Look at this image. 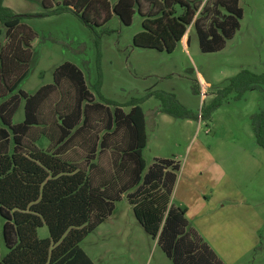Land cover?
<instances>
[{
    "label": "trees",
    "instance_id": "obj_1",
    "mask_svg": "<svg viewBox=\"0 0 264 264\" xmlns=\"http://www.w3.org/2000/svg\"><path fill=\"white\" fill-rule=\"evenodd\" d=\"M52 2L42 0L44 10L37 15L68 12L91 29L113 14L130 25L137 12L142 29L133 35L132 46L169 53L189 27L201 52L219 51L239 29L243 15L239 0H62L56 7ZM26 16L0 0V215L7 248L0 264H94L80 242L112 214L123 196L173 264H224L188 228L186 209L171 202L179 161L154 158L146 166L141 99L119 104L105 98L99 75L93 85L96 100L83 72L68 61L54 69L51 83L34 93L20 88L35 36L23 22ZM263 86L264 72L242 68L212 92L200 116L210 118L231 94L239 99ZM152 93L160 100L159 112L193 117L173 94ZM22 100L23 120L13 123ZM124 105L130 109L124 111ZM250 123L256 143L264 149V107L251 114ZM41 137L48 141L44 149L37 146ZM43 224L49 237L41 239L37 229Z\"/></svg>",
    "mask_w": 264,
    "mask_h": 264
},
{
    "label": "rangeland",
    "instance_id": "obj_2",
    "mask_svg": "<svg viewBox=\"0 0 264 264\" xmlns=\"http://www.w3.org/2000/svg\"><path fill=\"white\" fill-rule=\"evenodd\" d=\"M41 2L3 0L14 12L28 15L23 22L35 35L20 88L34 93L51 83L54 69L68 61L83 72L96 100L93 85L99 75L105 98L119 104L141 99L147 135L142 156L146 166L156 157L179 161L171 202L186 209L188 228L224 264H264V149L256 143L250 123L251 114L264 107V86L239 99L231 94L210 118L200 116L212 92L239 70L264 72V0H239L243 11L239 29L222 49L210 53L200 51L194 30L186 49L179 43L170 53L132 46L133 35L142 29L137 12L130 25L113 14L104 25L91 29L68 12L37 15L44 10ZM61 2L53 0V7ZM152 91L173 94L193 117L159 112L160 100L149 94ZM23 104L22 100L13 123L23 120ZM122 108L128 111L130 106ZM47 144L44 137L37 142L42 149ZM3 223L0 215V258L7 252ZM37 236L49 237L45 224L38 227ZM80 247L94 264H173L136 220L125 196Z\"/></svg>",
    "mask_w": 264,
    "mask_h": 264
},
{
    "label": "crops",
    "instance_id": "obj_3",
    "mask_svg": "<svg viewBox=\"0 0 264 264\" xmlns=\"http://www.w3.org/2000/svg\"><path fill=\"white\" fill-rule=\"evenodd\" d=\"M192 27H189L185 34L182 36L181 40L178 42L179 44H181L183 46L184 49L187 48L188 43L190 42V38H191V34H192ZM177 45V44H176ZM176 47V46H175ZM199 79L202 82L203 78L199 75ZM157 158V157H156ZM176 185V184H175Z\"/></svg>",
    "mask_w": 264,
    "mask_h": 264
},
{
    "label": "built area",
    "instance_id": "obj_4",
    "mask_svg": "<svg viewBox=\"0 0 264 264\" xmlns=\"http://www.w3.org/2000/svg\"><path fill=\"white\" fill-rule=\"evenodd\" d=\"M203 95H205V93L203 92Z\"/></svg>",
    "mask_w": 264,
    "mask_h": 264
}]
</instances>
